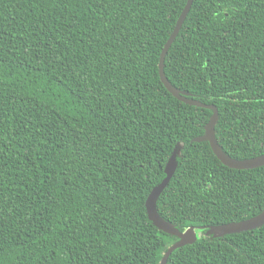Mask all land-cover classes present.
<instances>
[{"label":"trees","instance_id":"trees-1","mask_svg":"<svg viewBox=\"0 0 264 264\" xmlns=\"http://www.w3.org/2000/svg\"><path fill=\"white\" fill-rule=\"evenodd\" d=\"M188 0H0V264H160L180 231L264 211V166L222 164L212 112L164 86L163 49ZM177 89L219 111L234 159L264 155V0H194L165 60ZM167 264H264V226L203 233Z\"/></svg>","mask_w":264,"mask_h":264},{"label":"water","instance_id":"water-1","mask_svg":"<svg viewBox=\"0 0 264 264\" xmlns=\"http://www.w3.org/2000/svg\"><path fill=\"white\" fill-rule=\"evenodd\" d=\"M194 0H188L187 4L179 17L177 24L173 33L171 34L169 40L167 41L163 52L161 54L160 63H159V73L160 78L167 90L179 101L194 106L197 108H204L212 112V116L205 126V133L203 136L195 138L191 143H204L208 142L211 146V149L215 156L222 162L223 165L235 169V170H252L264 166V155L258 156L252 159L246 160H237L229 156L224 149L219 144L216 127L219 122V111L218 108L214 105L204 104L203 102L195 99V97L187 92H183L176 87H174L166 77L165 74V60L166 56L177 39L178 35L181 32V29L188 17V14L191 11ZM185 145L183 143H178L174 148L166 166L164 169L165 178L163 181L158 184L150 193L146 201V210L149 220L152 224L161 232H164L174 238H177L178 241L170 246L165 252L160 264H167L171 255L178 249L184 248L188 245L195 244L204 233L206 237L212 239L223 238L231 234H240L244 232L254 231L260 229L264 226V211L259 215L247 219L241 222H234L225 225L219 226H210V227H188L184 231H180L175 225L165 220L158 210V201L165 191V189L170 184L171 180L176 174V171L179 167V160L182 157V151Z\"/></svg>","mask_w":264,"mask_h":264}]
</instances>
